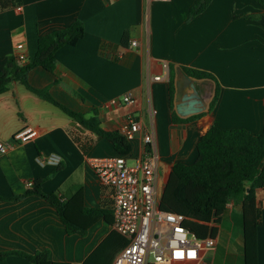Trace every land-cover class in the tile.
I'll use <instances>...</instances> for the list:
<instances>
[{
    "label": "crops",
    "instance_id": "obj_1",
    "mask_svg": "<svg viewBox=\"0 0 264 264\" xmlns=\"http://www.w3.org/2000/svg\"><path fill=\"white\" fill-rule=\"evenodd\" d=\"M196 0H22V5L0 11V71L19 51L34 60L40 36L67 28L76 20L85 35L77 45L57 54L54 73L38 67L28 74L29 84L48 88L69 109L93 115L106 131H120L128 118L141 126L131 141L132 155L140 156L142 135L155 139L159 180L163 191L177 163L191 165L198 158L197 145L207 131L243 128L252 134L264 129V10L253 0H213L209 8L191 19ZM130 33V47L121 44ZM137 46H132V42ZM18 63V61H17ZM20 64V63H18ZM171 67H188L213 74L221 86L220 100L210 104L215 83L192 78L204 111L185 117L177 113L176 93L171 105ZM182 70V69H181ZM131 92L135 104L111 105V100ZM188 90L186 93L190 94ZM200 115L194 121L174 123ZM32 127L39 136L30 142L14 140L17 132ZM0 141L9 150L0 155V197L20 196L44 180L42 191L63 200L82 193L91 209H110L107 190L91 163L95 158L115 157L112 144L81 127L52 103L20 83L0 94ZM57 156V165L41 158ZM261 210L257 230L258 264H264V189L256 192ZM216 248L200 264H244L242 203L230 200L216 224ZM100 220L87 236L68 235L56 209L37 196L0 201V252L50 251V260L81 264L113 231ZM0 264H30L9 256Z\"/></svg>",
    "mask_w": 264,
    "mask_h": 264
},
{
    "label": "trees",
    "instance_id": "obj_2",
    "mask_svg": "<svg viewBox=\"0 0 264 264\" xmlns=\"http://www.w3.org/2000/svg\"><path fill=\"white\" fill-rule=\"evenodd\" d=\"M264 10V0H253ZM213 0H196L190 10L194 19L203 14ZM22 0H0V11L16 8ZM255 21H263L264 14L259 16L245 15ZM85 35L84 24L76 20L67 28L40 36L37 41V52L31 62L18 64L15 57H10L0 71V94L7 92L14 83H20L42 99L60 108L81 127L97 135L99 139L108 140L116 156L132 154L131 142L120 131L104 130L93 115L73 111L52 97L49 89H37L28 82L31 70L41 67L54 73L57 68V52L65 46H75ZM130 33L126 32L121 44L130 47ZM189 77L197 80H211L215 83L210 111L217 106L221 96V86L217 78L206 71L181 67ZM176 71L171 67L169 93L171 105L175 98ZM174 123L194 121L200 115L189 119H180L172 115ZM198 158L195 163L186 165L177 163L171 170L161 198V209L176 213L185 218L184 226L198 238L215 237L218 218L225 213L230 200L242 203V227L244 237V264H258L257 230L261 223V210L257 203L256 192L264 189V129L261 134H252L243 128L222 129L213 125L202 136L198 145ZM44 180L33 182L32 188L20 196L2 198L0 201H14L29 196H37L55 207L67 234L85 237L89 229L100 220L113 226V212L110 209H91L84 205L82 193L70 199L42 191ZM127 240L113 230L81 264H113L117 254L127 246ZM19 256L30 264H69L50 260V251L41 250L34 253L0 252V260L9 256Z\"/></svg>",
    "mask_w": 264,
    "mask_h": 264
},
{
    "label": "built area",
    "instance_id": "obj_3",
    "mask_svg": "<svg viewBox=\"0 0 264 264\" xmlns=\"http://www.w3.org/2000/svg\"><path fill=\"white\" fill-rule=\"evenodd\" d=\"M131 45L137 46V42ZM16 49L19 51L16 55L18 63H27L22 53L24 45L18 44ZM110 103L133 105L136 101L129 92ZM120 132L128 141H134L141 135L140 123L130 117ZM38 136L37 129L27 127L17 132L14 140L26 143ZM142 144L141 154L133 166L128 163L132 154L95 158L91 163L100 184L108 192L113 229L128 242L113 264H200L202 257L215 251L216 239L211 236L198 238L184 226L183 216L161 209L163 185L159 180V157L153 135L143 134ZM9 148L0 141V155ZM40 161L57 165L60 160L57 156H49Z\"/></svg>",
    "mask_w": 264,
    "mask_h": 264
},
{
    "label": "water",
    "instance_id": "obj_4",
    "mask_svg": "<svg viewBox=\"0 0 264 264\" xmlns=\"http://www.w3.org/2000/svg\"><path fill=\"white\" fill-rule=\"evenodd\" d=\"M176 81V100L178 102L177 113L185 117L190 114H199L204 111L200 94L197 90L195 81L185 74L181 69L177 71ZM191 90L190 94L186 92Z\"/></svg>",
    "mask_w": 264,
    "mask_h": 264
},
{
    "label": "rangeland",
    "instance_id": "obj_5",
    "mask_svg": "<svg viewBox=\"0 0 264 264\" xmlns=\"http://www.w3.org/2000/svg\"><path fill=\"white\" fill-rule=\"evenodd\" d=\"M46 89H48V88H46ZM135 159H136V157L134 155H131V157L128 158V163L130 166H133L135 164Z\"/></svg>",
    "mask_w": 264,
    "mask_h": 264
}]
</instances>
